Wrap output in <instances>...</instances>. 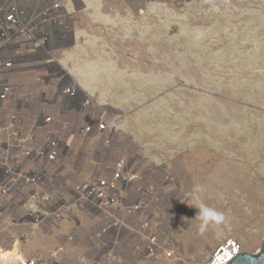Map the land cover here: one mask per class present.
<instances>
[{"label": "rangeland", "instance_id": "rangeland-1", "mask_svg": "<svg viewBox=\"0 0 264 264\" xmlns=\"http://www.w3.org/2000/svg\"><path fill=\"white\" fill-rule=\"evenodd\" d=\"M77 4L75 36L54 56V65L71 74L88 100L86 122L104 116L116 130L105 155L98 139L94 146L83 145L84 172L74 179L107 176L104 165L132 159L139 178L127 205L146 199L145 192L156 202L116 211L114 221L123 219L139 233L134 245L142 251L146 234L153 233L164 249L189 264L207 263L230 237L241 242L242 252L259 254L264 245V0ZM26 80L27 88L40 90L41 84ZM197 199L224 213L226 222L201 235L194 219L198 209L192 207ZM63 220L50 236L37 231L31 245L45 242L53 251L64 244L61 264H91L78 260L84 243L67 238L88 240L95 222L84 215ZM121 235L122 249L127 248L133 240ZM135 246L131 260L114 264H173L165 252L148 258Z\"/></svg>", "mask_w": 264, "mask_h": 264}, {"label": "built area", "instance_id": "built-area-1", "mask_svg": "<svg viewBox=\"0 0 264 264\" xmlns=\"http://www.w3.org/2000/svg\"><path fill=\"white\" fill-rule=\"evenodd\" d=\"M72 1L0 0V241L5 245L11 235L19 243L15 254L0 256V264H61L64 244L53 251L45 242L38 247L31 244L37 231L50 236L58 219L78 221L81 215L96 227L87 234L88 240L67 238L84 243L79 261L131 260L139 233L127 228L123 219L114 221L115 212L156 202L145 192L146 199L127 205L128 193L139 178L129 158L104 165L107 176L74 179L84 172L83 145L94 146L98 139L105 155L116 128L104 116L86 122L88 100L71 74L54 65V56L75 36L78 0L73 5ZM26 79L41 84L40 90L27 88ZM150 220L146 218L144 228ZM121 234L133 240L127 248L123 244L122 249ZM135 248L143 257L165 252L173 264H189L174 250L164 249L153 233L146 234L143 251ZM242 251L241 242L230 237L204 264H228Z\"/></svg>", "mask_w": 264, "mask_h": 264}, {"label": "clouds", "instance_id": "clouds-1", "mask_svg": "<svg viewBox=\"0 0 264 264\" xmlns=\"http://www.w3.org/2000/svg\"><path fill=\"white\" fill-rule=\"evenodd\" d=\"M192 207L198 209L194 219L200 222L198 231L201 235L205 234L210 226H220L226 222L224 213L206 204L202 200L197 199L196 202L192 204Z\"/></svg>", "mask_w": 264, "mask_h": 264}, {"label": "water", "instance_id": "water-1", "mask_svg": "<svg viewBox=\"0 0 264 264\" xmlns=\"http://www.w3.org/2000/svg\"><path fill=\"white\" fill-rule=\"evenodd\" d=\"M228 264H264V245L259 254L255 255L248 252H241Z\"/></svg>", "mask_w": 264, "mask_h": 264}, {"label": "crops", "instance_id": "crops-1", "mask_svg": "<svg viewBox=\"0 0 264 264\" xmlns=\"http://www.w3.org/2000/svg\"><path fill=\"white\" fill-rule=\"evenodd\" d=\"M15 236H9L8 240L5 241V245L2 244L3 242L0 241V246H3L2 252H0V256L7 255V254H15L16 250L19 248L18 240L16 241Z\"/></svg>", "mask_w": 264, "mask_h": 264}]
</instances>
